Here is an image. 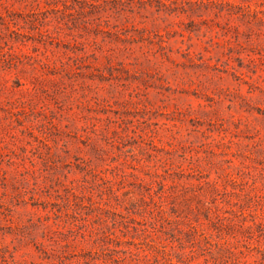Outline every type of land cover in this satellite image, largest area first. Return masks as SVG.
<instances>
[{"label": "rangeland", "instance_id": "obj_1", "mask_svg": "<svg viewBox=\"0 0 264 264\" xmlns=\"http://www.w3.org/2000/svg\"><path fill=\"white\" fill-rule=\"evenodd\" d=\"M0 264H264V0H0Z\"/></svg>", "mask_w": 264, "mask_h": 264}, {"label": "trees", "instance_id": "obj_2", "mask_svg": "<svg viewBox=\"0 0 264 264\" xmlns=\"http://www.w3.org/2000/svg\"><path fill=\"white\" fill-rule=\"evenodd\" d=\"M154 205L156 206V209H158L159 212L164 211L163 208H161V206H159L156 202H154ZM190 227L192 228L193 226H190Z\"/></svg>", "mask_w": 264, "mask_h": 264}]
</instances>
